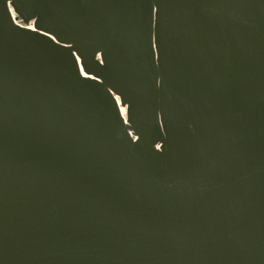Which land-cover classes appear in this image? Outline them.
<instances>
[{
  "label": "water",
  "instance_id": "95a60500",
  "mask_svg": "<svg viewBox=\"0 0 264 264\" xmlns=\"http://www.w3.org/2000/svg\"><path fill=\"white\" fill-rule=\"evenodd\" d=\"M0 264H264V0H0Z\"/></svg>",
  "mask_w": 264,
  "mask_h": 264
},
{
  "label": "bare ground",
  "instance_id": "6f19581e",
  "mask_svg": "<svg viewBox=\"0 0 264 264\" xmlns=\"http://www.w3.org/2000/svg\"><path fill=\"white\" fill-rule=\"evenodd\" d=\"M124 111V110H123Z\"/></svg>",
  "mask_w": 264,
  "mask_h": 264
}]
</instances>
